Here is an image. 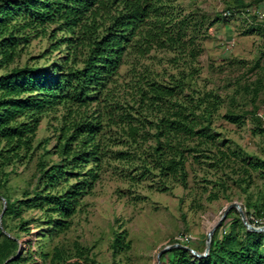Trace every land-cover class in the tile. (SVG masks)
<instances>
[{
  "label": "rangeland",
  "instance_id": "obj_1",
  "mask_svg": "<svg viewBox=\"0 0 264 264\" xmlns=\"http://www.w3.org/2000/svg\"><path fill=\"white\" fill-rule=\"evenodd\" d=\"M239 1L264 8V0H169L172 29L181 27L179 44L153 43L144 54L129 49L97 101L86 106L62 104L44 115L34 144L46 138L48 143L35 150L31 161L7 168L13 170L2 193L20 199L30 192L38 160L58 162L60 128L81 117L101 123L99 178L81 199L68 229L61 232L48 231L36 208L5 216L4 229L5 201L0 197V243L8 233L26 240L25 248L31 242L36 253L49 258L60 250L68 263L157 264V254L166 245L179 243L204 252L208 231L233 202L244 211L247 202L263 205L262 216L255 212L252 216L264 225V169L250 163L264 160V23L236 6ZM226 10L231 11L228 17L223 16ZM54 28L49 26L47 32ZM55 33L56 38L64 35ZM49 34L33 37L17 63L40 58L52 42ZM64 52L61 45L37 64L48 65ZM153 84L181 85L170 98L171 104L180 106L156 101ZM177 108L194 111L196 129L207 124L198 118L203 109L212 112L207 130L211 138L171 140L172 145L180 142L185 182L178 175L161 176L152 155L155 125ZM231 113L244 116L242 122H231L227 118ZM129 126L137 128L133 136ZM94 166L90 162L82 172ZM75 181L71 177L69 184ZM235 218H240L238 210L230 209L222 230ZM25 220L26 230L20 228ZM123 231L130 245L114 254L115 232Z\"/></svg>",
  "mask_w": 264,
  "mask_h": 264
},
{
  "label": "trees",
  "instance_id": "obj_2",
  "mask_svg": "<svg viewBox=\"0 0 264 264\" xmlns=\"http://www.w3.org/2000/svg\"><path fill=\"white\" fill-rule=\"evenodd\" d=\"M236 6L245 9L249 5L239 1ZM170 7L169 0H0V197L5 201L1 217L4 229H7L5 216H20L28 208L42 212L48 231L68 229L69 219L76 213L81 199L91 193L99 178L100 121L81 117L70 126L61 127L55 151L60 160L49 163L44 158L39 159L34 187L20 199L2 193L13 170L7 168L31 161L35 150L48 143L46 138L34 144L46 113L62 104L86 106L97 101L118 74L129 49L144 54L153 43L179 44L181 27L176 31L172 29L175 24L171 23ZM51 25L55 26L54 31L47 32ZM56 31L64 35L56 38ZM48 33L52 42L40 58L64 45L65 52L59 60L48 65H38L40 58L17 63L33 37ZM153 85L156 101L180 106L171 104L170 98L178 93L176 89L181 91V85ZM211 113L203 109L198 118L207 124L197 129L199 122L194 118V111L186 113L178 108L155 125L152 155L161 176L178 175L185 182V158L180 142L172 145L171 140L191 139L195 135L211 138L212 135L207 134ZM243 117L235 113L227 116L234 123L242 122ZM136 130L129 126L132 136ZM44 154L50 151L44 149ZM90 162L95 166L82 172ZM250 163L254 169H264V160ZM71 177L76 181L69 184ZM245 206L248 221L254 224L250 215L253 212L261 215L263 205L247 202ZM26 224V220L20 222V228L26 230ZM225 225L226 218L214 232L207 256L199 258L186 249L175 247L161 255V264H264V233L247 230L240 218L232 219L223 234ZM27 244L26 248L22 246L26 245V240L21 236L3 234L0 264H24L26 261L79 264L66 262L60 250L49 258L48 254L36 253L31 242ZM129 245L130 242H125L124 231L115 232L114 254Z\"/></svg>",
  "mask_w": 264,
  "mask_h": 264
},
{
  "label": "water",
  "instance_id": "obj_3",
  "mask_svg": "<svg viewBox=\"0 0 264 264\" xmlns=\"http://www.w3.org/2000/svg\"><path fill=\"white\" fill-rule=\"evenodd\" d=\"M4 200V199H3ZM232 208H236L239 212V216L240 219L242 221L243 226L249 230V231H253V232H263L264 233V225H259V226H254L252 224L249 223L247 216L245 214L244 208L241 206V204L233 202L231 204H229L227 206V208L224 210V212L222 213V215L219 217V219L217 220V222L212 226V228L208 231L207 236H206V240H205V249L204 252L199 253L197 251H195L194 249H191L185 245H181L179 243H174V244H170V245H166L164 246L157 254V264H161V255L163 253H165L166 251H168L169 249L175 248V247H179V248H183L188 250L190 253H192L194 256H197L199 258H203L205 256L208 255L209 250H210V243H211V239L212 236L214 234V232L216 231V229L220 226V224L222 223V221L226 218V215L228 213V211ZM8 236H10L8 233H6ZM19 254V253H18ZM17 254V255H18ZM15 256L10 257L8 260H6L5 262L13 259Z\"/></svg>",
  "mask_w": 264,
  "mask_h": 264
},
{
  "label": "built area",
  "instance_id": "obj_4",
  "mask_svg": "<svg viewBox=\"0 0 264 264\" xmlns=\"http://www.w3.org/2000/svg\"><path fill=\"white\" fill-rule=\"evenodd\" d=\"M245 12H246V14L256 18L258 21L264 23V8L263 7L260 8L258 6H247L245 8ZM230 15H231V11L230 10H226L225 12H223V16L224 17H228ZM250 219H252L254 221V223H259L258 226L262 225V222H259L252 215H250ZM221 233L225 234L226 233V229H223Z\"/></svg>",
  "mask_w": 264,
  "mask_h": 264
}]
</instances>
